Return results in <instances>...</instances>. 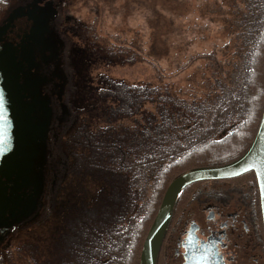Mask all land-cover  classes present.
Listing matches in <instances>:
<instances>
[{
    "label": "rangeland",
    "instance_id": "obj_1",
    "mask_svg": "<svg viewBox=\"0 0 264 264\" xmlns=\"http://www.w3.org/2000/svg\"><path fill=\"white\" fill-rule=\"evenodd\" d=\"M255 1L0 0V52L23 143L0 177V264H27L29 248L52 245L56 217L37 221L51 156L64 158L50 145L51 127L69 125L73 110L75 128H107L108 79L203 95L217 80L214 71L242 69L232 60L253 33L241 36L238 25ZM108 45L138 57L113 59ZM241 182L256 181L247 173ZM84 189L91 200L98 185Z\"/></svg>",
    "mask_w": 264,
    "mask_h": 264
},
{
    "label": "trees",
    "instance_id": "obj_2",
    "mask_svg": "<svg viewBox=\"0 0 264 264\" xmlns=\"http://www.w3.org/2000/svg\"><path fill=\"white\" fill-rule=\"evenodd\" d=\"M247 13L238 30L245 37L252 29L253 36L243 39L232 60L242 69L214 71L217 80L203 95L108 79L107 128H75L79 114L73 110L69 125L51 127L50 145L64 158L50 153L55 156L37 221L56 217L57 226L46 250L29 248L27 264H140L168 186L187 172L227 166L248 152L264 110V0ZM106 50L113 59L138 57L115 46ZM89 182L98 190L86 200ZM66 190L73 193L70 201L62 196Z\"/></svg>",
    "mask_w": 264,
    "mask_h": 264
},
{
    "label": "flooded vegetation",
    "instance_id": "obj_3",
    "mask_svg": "<svg viewBox=\"0 0 264 264\" xmlns=\"http://www.w3.org/2000/svg\"><path fill=\"white\" fill-rule=\"evenodd\" d=\"M243 176L182 191L156 264H264L259 190L257 182L236 183Z\"/></svg>",
    "mask_w": 264,
    "mask_h": 264
},
{
    "label": "water",
    "instance_id": "obj_4",
    "mask_svg": "<svg viewBox=\"0 0 264 264\" xmlns=\"http://www.w3.org/2000/svg\"><path fill=\"white\" fill-rule=\"evenodd\" d=\"M6 73L0 52V137L8 140L10 144V149L0 156V177L10 171L14 157L23 146V143L19 141L21 131L19 128L18 111L9 96ZM247 173H254L255 175L264 223V110L255 139L248 152L241 159L223 167L205 168L187 172L176 178L168 186L158 213L144 241L140 264H156L160 243L171 211L183 190L195 184L231 180ZM2 208L0 198V211Z\"/></svg>",
    "mask_w": 264,
    "mask_h": 264
},
{
    "label": "snow or ice",
    "instance_id": "obj_5",
    "mask_svg": "<svg viewBox=\"0 0 264 264\" xmlns=\"http://www.w3.org/2000/svg\"><path fill=\"white\" fill-rule=\"evenodd\" d=\"M10 149L8 140L0 137V156L4 155Z\"/></svg>",
    "mask_w": 264,
    "mask_h": 264
}]
</instances>
